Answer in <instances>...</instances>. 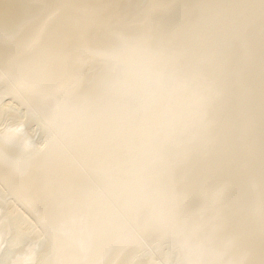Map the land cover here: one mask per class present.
Listing matches in <instances>:
<instances>
[{
  "label": "bare ground",
  "instance_id": "6f19581e",
  "mask_svg": "<svg viewBox=\"0 0 264 264\" xmlns=\"http://www.w3.org/2000/svg\"><path fill=\"white\" fill-rule=\"evenodd\" d=\"M0 264H264V0H0Z\"/></svg>",
  "mask_w": 264,
  "mask_h": 264
}]
</instances>
